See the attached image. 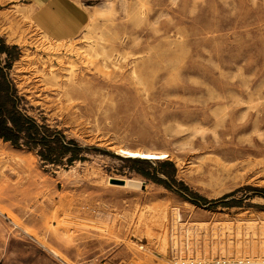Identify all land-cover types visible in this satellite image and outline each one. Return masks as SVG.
<instances>
[{"label": "rangeland", "instance_id": "1", "mask_svg": "<svg viewBox=\"0 0 264 264\" xmlns=\"http://www.w3.org/2000/svg\"><path fill=\"white\" fill-rule=\"evenodd\" d=\"M0 39L15 108L83 148L0 139V264L264 258V0H0Z\"/></svg>", "mask_w": 264, "mask_h": 264}, {"label": "trees", "instance_id": "2", "mask_svg": "<svg viewBox=\"0 0 264 264\" xmlns=\"http://www.w3.org/2000/svg\"><path fill=\"white\" fill-rule=\"evenodd\" d=\"M8 50L9 47L0 39V53H6ZM10 64L11 59H8L6 67L9 68ZM8 84L0 68V139L15 147L25 146L32 149L42 161L48 163L59 164L65 158V162L70 164L74 160L82 159L79 153L83 148L73 139L65 138L60 130L51 128L45 123H39L33 117L15 108L13 101L16 95L12 97L8 92ZM10 101L12 104H9ZM131 160L133 163L142 162V159ZM167 165L171 166L169 160L159 163L160 167ZM139 172L147 176V173ZM261 191L264 194V188ZM197 200L203 199L197 197Z\"/></svg>", "mask_w": 264, "mask_h": 264}, {"label": "built area", "instance_id": "3", "mask_svg": "<svg viewBox=\"0 0 264 264\" xmlns=\"http://www.w3.org/2000/svg\"><path fill=\"white\" fill-rule=\"evenodd\" d=\"M166 264H264V258L254 259L251 257H239V258L221 257V258H214V259H210L209 261H205L203 259L171 257Z\"/></svg>", "mask_w": 264, "mask_h": 264}, {"label": "bare ground", "instance_id": "4", "mask_svg": "<svg viewBox=\"0 0 264 264\" xmlns=\"http://www.w3.org/2000/svg\"><path fill=\"white\" fill-rule=\"evenodd\" d=\"M117 153L121 155H127L129 157L133 158H143V159H163L167 157V153L165 151H154L150 149H130V148H118ZM173 221H172V228L175 221H178L180 219V214L177 211H174L173 214ZM142 248V246H140Z\"/></svg>", "mask_w": 264, "mask_h": 264}]
</instances>
